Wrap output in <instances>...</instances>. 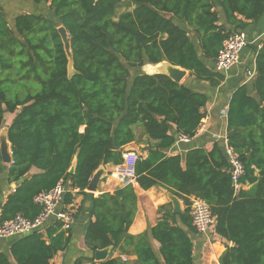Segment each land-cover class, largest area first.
I'll list each match as a JSON object with an SVG mask.
<instances>
[{"label": "trees", "instance_id": "obj_1", "mask_svg": "<svg viewBox=\"0 0 264 264\" xmlns=\"http://www.w3.org/2000/svg\"><path fill=\"white\" fill-rule=\"evenodd\" d=\"M34 1L48 2L49 13L19 14L9 22L0 6V130L7 113L15 114L8 126L13 163L6 165L0 151V178L7 171L8 182L18 183L2 207V219L37 216L34 196L60 179L70 188L60 209L75 216L76 196L87 195L101 165L123 163L124 147L140 130L154 142L136 163L138 185L168 189L183 200L185 211L161 206L158 223L135 236L129 233L138 209L133 184L93 196L94 220L84 237L93 256L75 264H195L191 196L205 200L216 216L212 229L226 241L219 264H264V39L254 47L252 83L238 86L227 108L228 144L245 166L246 188L238 194L220 142L210 151L190 149L184 160L163 151L176 140L171 125L179 134L196 135L207 114V94L142 70L167 61L219 86L225 75L215 70V58L224 40L259 20L264 0ZM124 3L132 8L118 12ZM61 25L71 38L73 74ZM41 228L21 235L11 255L0 251V264H53L69 245L71 230L57 219L44 232ZM109 246L123 252L132 246L137 259L96 261L95 251Z\"/></svg>", "mask_w": 264, "mask_h": 264}, {"label": "crops", "instance_id": "obj_2", "mask_svg": "<svg viewBox=\"0 0 264 264\" xmlns=\"http://www.w3.org/2000/svg\"><path fill=\"white\" fill-rule=\"evenodd\" d=\"M42 2V4H40ZM36 3L34 0H0V6L3 8L6 18L9 22H13L16 16L24 13L48 14L50 11L49 3L41 1ZM43 6V7H42ZM245 33L248 44L243 49L240 60L230 70L224 72L225 80L219 86H212L208 81L197 80L190 75V71L182 80L194 90L204 92L208 96L206 106V117L203 119L196 135L188 140H183L180 134L175 130V125H171L170 133L175 136V142L170 147L163 151L168 155H181L183 160L187 151L193 148H204L210 151L215 143L220 142L226 147L227 133V108L233 91L242 84H251L256 75V52L254 47H261V42L264 39V14L261 18L254 22H249L246 28L242 31ZM252 90V94H254ZM13 113H7L8 126L11 124ZM140 129V128H139ZM138 137L124 147V151H135L139 156H147V146L153 143L148 136L141 135L138 130ZM7 165V164H6ZM105 174L102 176L96 191L85 189L87 195H77L72 206L75 211L74 221L71 228V240L65 250L58 252L52 259L53 264H75L79 257L89 258L93 256L92 250L85 243V233L91 221L94 220L92 215L91 198L99 196L102 193H113L118 188L126 186L117 174L116 165L109 163L103 164ZM99 167V168H100ZM32 173L38 172L36 168L31 170ZM18 183L8 182L7 171L0 178V213L8 196L15 190ZM138 193V209L134 222L129 228V233L132 235H140L145 231H149L151 227L156 225L162 217L163 210L161 206L166 205L173 210V204L170 200V191L161 186H154L148 190L142 189L138 183L134 185ZM194 197L191 196L190 199ZM182 208L185 211L186 205L180 199ZM35 203V202H34ZM171 204V206H170ZM37 205V204H36ZM174 212V211H173ZM55 217H50L42 226L44 232L51 224L54 223ZM194 243V258L195 264H219V258L225 250L226 241L216 234L213 229L208 234H199L190 232ZM21 235L0 238V251H4L11 255V246L17 241ZM153 245L158 248L159 243L152 240ZM132 246L125 248L123 252L120 248H111L107 257H120L124 262H134L137 256L132 252ZM12 257V256H10Z\"/></svg>", "mask_w": 264, "mask_h": 264}, {"label": "built area", "instance_id": "obj_3", "mask_svg": "<svg viewBox=\"0 0 264 264\" xmlns=\"http://www.w3.org/2000/svg\"><path fill=\"white\" fill-rule=\"evenodd\" d=\"M248 40L244 32H233L223 42V47L215 58V70L227 72L240 60L243 49L247 46ZM183 140L191 137L180 134ZM226 153L230 162V173L234 185L235 194L242 188H246L241 182L245 174V166L239 154L228 144L226 138ZM123 163L116 167L117 174L121 177L125 185L137 183L136 163L139 154L135 151L126 150L123 153ZM70 190L64 179H60L54 187L49 190L39 192L34 196V202L40 207V212L34 218H28L22 213H18L14 218L3 220L0 213V238L13 237L28 234L39 230L50 218L55 217L61 221L62 228L66 231L71 230L74 221V212L71 210L60 209V204L66 192ZM79 188H74L73 192H78ZM190 213L192 224L199 234H208L216 222L210 205L200 197L190 199ZM77 264V263H76Z\"/></svg>", "mask_w": 264, "mask_h": 264}, {"label": "water", "instance_id": "obj_4", "mask_svg": "<svg viewBox=\"0 0 264 264\" xmlns=\"http://www.w3.org/2000/svg\"><path fill=\"white\" fill-rule=\"evenodd\" d=\"M58 32L62 38L64 48H65V51H66L68 59H69V63H68L69 73L73 74L74 73V62H73V53H72V49H71V38H70L69 32L66 29V27H64L63 25L58 27ZM149 65H153V64H149ZM153 66H157V67H155L153 72H147V73H151V74L163 73V74L170 76L173 80H175L176 82H179V83H181L182 80L188 74L187 69L182 68L180 66L173 65L167 61L160 62V63L155 64ZM2 129L0 130L1 156H2L3 162L7 165H10L13 163V155H12L11 143L8 139V127L4 128L3 130ZM75 163H76V161H74V163L70 169L71 173L75 172V165H76ZM105 173L106 172L102 167L98 168L95 171V173L93 174L87 189L91 190V191H96L97 186H98L102 176ZM169 196H170V200L173 204V211L175 213H183L184 209L182 208V205L180 203L179 198L172 193H170ZM111 248L112 247L109 246V247L104 248V249H97L95 251V260L96 261L106 260L109 253H110Z\"/></svg>", "mask_w": 264, "mask_h": 264}, {"label": "rangeland", "instance_id": "obj_5", "mask_svg": "<svg viewBox=\"0 0 264 264\" xmlns=\"http://www.w3.org/2000/svg\"><path fill=\"white\" fill-rule=\"evenodd\" d=\"M41 2V1H40ZM40 2H36V3H40ZM40 4H42V2L40 3ZM43 7V6H42ZM130 8H132V5L131 4H129V3H124V4H121L120 5V7H119V9H118V12H122V11H124V10H126V9H130ZM34 13V12H33ZM36 14V13H35ZM148 66H149V64H146V65H144L143 67H142V70L143 71H145V72H151L149 69H148ZM153 72V71H152ZM8 127V119H6V121H5V123H4V126H3V129L4 128H7ZM2 129V130H3Z\"/></svg>", "mask_w": 264, "mask_h": 264}, {"label": "bare ground", "instance_id": "obj_6", "mask_svg": "<svg viewBox=\"0 0 264 264\" xmlns=\"http://www.w3.org/2000/svg\"><path fill=\"white\" fill-rule=\"evenodd\" d=\"M155 67H157V66L149 65L148 69L152 72V71H154Z\"/></svg>", "mask_w": 264, "mask_h": 264}]
</instances>
